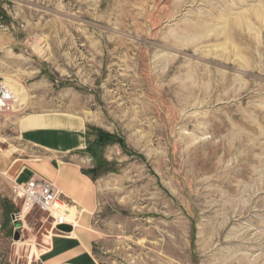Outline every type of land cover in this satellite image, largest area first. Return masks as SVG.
Listing matches in <instances>:
<instances>
[{
  "label": "rangeland",
  "instance_id": "1",
  "mask_svg": "<svg viewBox=\"0 0 264 264\" xmlns=\"http://www.w3.org/2000/svg\"><path fill=\"white\" fill-rule=\"evenodd\" d=\"M0 80V264H264V0H0ZM46 115L84 149L29 142ZM35 160L92 182L68 232L12 194Z\"/></svg>",
  "mask_w": 264,
  "mask_h": 264
},
{
  "label": "crops",
  "instance_id": "2",
  "mask_svg": "<svg viewBox=\"0 0 264 264\" xmlns=\"http://www.w3.org/2000/svg\"><path fill=\"white\" fill-rule=\"evenodd\" d=\"M23 132L29 142L50 151L71 153L86 146L84 124L75 122L69 116L28 117L23 122ZM51 167L48 160H35L18 171L16 180L23 182L35 176L54 181L66 200L75 204L74 207H80L83 211H92L95 205L92 182L89 177L81 173L79 166L66 162L59 169ZM56 243V247H60V240ZM66 248L75 249L72 243ZM44 261L46 264H87L88 262L85 257L67 260V257L54 255L48 256Z\"/></svg>",
  "mask_w": 264,
  "mask_h": 264
},
{
  "label": "built area",
  "instance_id": "3",
  "mask_svg": "<svg viewBox=\"0 0 264 264\" xmlns=\"http://www.w3.org/2000/svg\"><path fill=\"white\" fill-rule=\"evenodd\" d=\"M15 100L14 92L0 80V114L11 112ZM12 194L14 198L21 200L22 211L29 212L33 208H38L51 214L54 225H72L68 201L62 197L52 182L35 176L23 182L15 181L12 186Z\"/></svg>",
  "mask_w": 264,
  "mask_h": 264
},
{
  "label": "water",
  "instance_id": "4",
  "mask_svg": "<svg viewBox=\"0 0 264 264\" xmlns=\"http://www.w3.org/2000/svg\"><path fill=\"white\" fill-rule=\"evenodd\" d=\"M56 228L64 231H70V226L68 224H58L56 225Z\"/></svg>",
  "mask_w": 264,
  "mask_h": 264
},
{
  "label": "bare ground",
  "instance_id": "5",
  "mask_svg": "<svg viewBox=\"0 0 264 264\" xmlns=\"http://www.w3.org/2000/svg\"><path fill=\"white\" fill-rule=\"evenodd\" d=\"M72 209H70V212H71ZM71 221V220H70Z\"/></svg>",
  "mask_w": 264,
  "mask_h": 264
}]
</instances>
